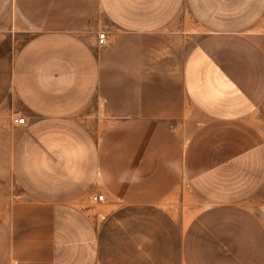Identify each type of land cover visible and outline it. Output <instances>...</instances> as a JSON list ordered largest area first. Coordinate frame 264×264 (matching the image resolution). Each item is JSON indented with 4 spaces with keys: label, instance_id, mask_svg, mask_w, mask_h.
I'll use <instances>...</instances> for the list:
<instances>
[{
    "label": "crops",
    "instance_id": "0c3cea01",
    "mask_svg": "<svg viewBox=\"0 0 264 264\" xmlns=\"http://www.w3.org/2000/svg\"><path fill=\"white\" fill-rule=\"evenodd\" d=\"M9 183L0 264H264V0H0Z\"/></svg>",
    "mask_w": 264,
    "mask_h": 264
},
{
    "label": "rangeland",
    "instance_id": "374dc122",
    "mask_svg": "<svg viewBox=\"0 0 264 264\" xmlns=\"http://www.w3.org/2000/svg\"><path fill=\"white\" fill-rule=\"evenodd\" d=\"M100 194L101 193L99 190L95 191V193H93V192L92 193H90V192L85 193V195H84L85 197L82 200V202L78 203L80 205L79 207L85 209V208H90L93 205H96L97 201L94 200V197L96 195H100ZM3 198H6V200H5L6 203L4 204V202H1L0 207L2 208V206H3V209H4V207L7 208V211H8L7 215L8 216H9V209L11 207L20 206L18 203H15L17 201H21L24 207H30V204L28 203L29 201L26 199L24 193H21V191L19 189L15 188V186L10 184V183L8 186H6V188L4 189V191L2 193V199ZM10 198H12V201H14V203H9Z\"/></svg>",
    "mask_w": 264,
    "mask_h": 264
},
{
    "label": "built area",
    "instance_id": "2783aa9c",
    "mask_svg": "<svg viewBox=\"0 0 264 264\" xmlns=\"http://www.w3.org/2000/svg\"><path fill=\"white\" fill-rule=\"evenodd\" d=\"M110 40V37L108 36L107 32L103 31L100 32L98 35V44L101 46H104L108 43V41ZM18 123L20 124H24L25 123V119L24 118H20L17 120ZM95 201H103L104 200V196L103 195H96L94 197Z\"/></svg>",
    "mask_w": 264,
    "mask_h": 264
}]
</instances>
